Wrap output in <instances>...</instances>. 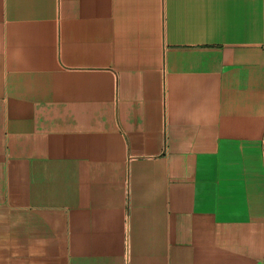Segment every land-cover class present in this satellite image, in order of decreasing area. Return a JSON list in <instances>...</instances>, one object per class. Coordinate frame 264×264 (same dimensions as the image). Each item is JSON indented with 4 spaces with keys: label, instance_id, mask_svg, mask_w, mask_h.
<instances>
[{
    "label": "crops",
    "instance_id": "1",
    "mask_svg": "<svg viewBox=\"0 0 264 264\" xmlns=\"http://www.w3.org/2000/svg\"><path fill=\"white\" fill-rule=\"evenodd\" d=\"M0 264H264V0H0Z\"/></svg>",
    "mask_w": 264,
    "mask_h": 264
}]
</instances>
